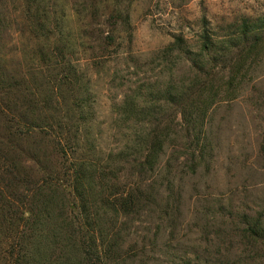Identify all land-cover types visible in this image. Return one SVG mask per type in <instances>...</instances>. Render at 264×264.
Here are the masks:
<instances>
[{"label": "rangeland", "instance_id": "374dc122", "mask_svg": "<svg viewBox=\"0 0 264 264\" xmlns=\"http://www.w3.org/2000/svg\"><path fill=\"white\" fill-rule=\"evenodd\" d=\"M9 1L2 13L7 24L0 54L9 75L38 78L36 46L15 19L20 2ZM52 1L65 23L63 38L72 40L82 15L72 14L69 0ZM120 2L129 28L109 32L114 47L88 71L103 158L120 146L112 106L124 98H131L134 111L148 109L144 127L142 116L131 119L136 141L140 130L159 125H167L168 134L154 177L159 207L150 205L125 221L132 238L126 247L133 249L131 255L139 254L132 264H264V245L241 238L240 217L264 220V0ZM76 47L83 65L89 46ZM167 87L173 94L182 92L187 103L197 101L207 146L203 163L190 157L196 135L192 138L191 126L187 132L181 110L159 101ZM46 148L50 152L51 146ZM20 164L32 182L41 177L31 162ZM129 173L123 183L131 180ZM12 176L4 177L5 184ZM167 182L179 196L178 211L161 220ZM153 239L155 246L141 249Z\"/></svg>", "mask_w": 264, "mask_h": 264}, {"label": "trees", "instance_id": "16d2710c", "mask_svg": "<svg viewBox=\"0 0 264 264\" xmlns=\"http://www.w3.org/2000/svg\"><path fill=\"white\" fill-rule=\"evenodd\" d=\"M16 1L20 10L15 19L21 20L19 25L36 46L38 78L9 75L0 54V264H132L139 254L131 255L133 249L126 247L132 238L125 221L150 205L159 207L154 177L168 136L167 125L140 130L136 141L131 119L142 116L144 127L148 109L134 111L131 98H124L112 106L120 125L116 128L120 146L113 152L107 150L108 158H103V132L96 130L88 74L94 61L114 47L109 46V32L129 28L127 14L120 0H69L72 14L82 15V24L67 42L63 17L57 15L53 1ZM6 2L10 1L0 0V48L7 24L3 16ZM63 9L60 5L59 10ZM76 46H89L83 65ZM172 90L167 87L159 101L181 110L187 132L191 126L192 138L196 135L190 157L203 163L207 146L201 137L203 121L197 101L192 98L187 103L182 92L177 95ZM29 162L41 173L34 182L24 167L21 170L20 163ZM197 163L188 168L190 173ZM126 171L131 180L123 183ZM7 175L13 176L5 184ZM170 188L167 182L161 220L178 211L179 196ZM240 217L241 238L264 245L263 217ZM151 241L141 249L155 246Z\"/></svg>", "mask_w": 264, "mask_h": 264}]
</instances>
